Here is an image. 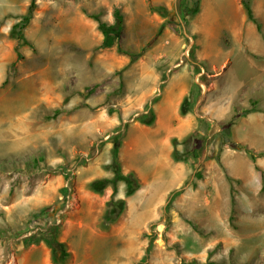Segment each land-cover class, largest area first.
<instances>
[{
	"label": "rangeland",
	"instance_id": "374dc122",
	"mask_svg": "<svg viewBox=\"0 0 264 264\" xmlns=\"http://www.w3.org/2000/svg\"><path fill=\"white\" fill-rule=\"evenodd\" d=\"M192 2L0 0V264H264V0Z\"/></svg>",
	"mask_w": 264,
	"mask_h": 264
},
{
	"label": "trees",
	"instance_id": "16d2710c",
	"mask_svg": "<svg viewBox=\"0 0 264 264\" xmlns=\"http://www.w3.org/2000/svg\"><path fill=\"white\" fill-rule=\"evenodd\" d=\"M192 3H193L192 7L190 8L192 11L191 15L198 11L199 0H193ZM241 3H242V5L246 11L247 16L250 19H252L253 15H252V10H251V6H250V0H241ZM180 6H182L181 2H180ZM150 8L152 10L158 12L159 14H162V15H166L168 12L167 7L163 4L154 5V4L150 3ZM33 11H34V3L32 2L28 8L27 15L23 18L24 22H28L31 19V17L33 15ZM92 17L98 21L99 29L103 34V40H102L101 48L113 46L114 43L116 42L115 41L116 38L119 37L120 33L122 32V30L124 28L123 15L120 12V10L118 8L114 9L115 21L113 23H108L106 21H103L98 14H93ZM19 34H20V37L23 38L21 33H19ZM59 113H60V111L56 110L54 115L57 116ZM182 113L184 114V111ZM149 114H150L149 117L148 118L146 117L147 119H143L142 122L145 124L151 125L155 120V115H154L153 111H151V110L149 111ZM118 149H119L118 145H115L112 148L111 165L115 169V176L111 182L114 184V189H115L116 188L115 187L116 181H118L119 179L124 180L126 183V194L131 195L139 188V185H140L139 179L136 176L135 172H133V171L128 172L126 174L121 173V165H120V161H119ZM245 151L248 154H250V156L253 160L256 159V155L250 149L246 148ZM173 155L175 158H179L176 149H174ZM106 181L107 180L95 182L93 184L94 189L99 190L101 187H103L105 185ZM98 184H100L101 187H97ZM124 205H125V201L123 199H110L107 202V208H106L105 216H104L105 221L106 222L115 221L118 218V216L120 215V213L122 212ZM46 242L52 250L51 259H52L53 263H55V264L64 263L66 257L69 255V253L66 249L65 243L58 241L57 236H55L54 233L52 235V239L46 240ZM57 249H60V251H61V257L60 258L56 256L55 252ZM186 264H196V263H186Z\"/></svg>",
	"mask_w": 264,
	"mask_h": 264
},
{
	"label": "crops",
	"instance_id": "0c3cea01",
	"mask_svg": "<svg viewBox=\"0 0 264 264\" xmlns=\"http://www.w3.org/2000/svg\"><path fill=\"white\" fill-rule=\"evenodd\" d=\"M124 156H125V152H123V155L121 154V158L124 159ZM130 156L132 158L127 164H125V167L130 170L129 172H131V171L134 172L133 169L137 170V167H136V165L134 163V161L137 159V156L135 155V152H132V151H131Z\"/></svg>",
	"mask_w": 264,
	"mask_h": 264
},
{
	"label": "bare ground",
	"instance_id": "6f19581e",
	"mask_svg": "<svg viewBox=\"0 0 264 264\" xmlns=\"http://www.w3.org/2000/svg\"><path fill=\"white\" fill-rule=\"evenodd\" d=\"M228 88H229V85H228ZM226 91H227V88H226ZM229 91V90H228Z\"/></svg>",
	"mask_w": 264,
	"mask_h": 264
}]
</instances>
